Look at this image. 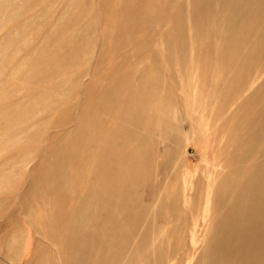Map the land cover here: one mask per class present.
<instances>
[{
    "label": "rangeland",
    "instance_id": "obj_1",
    "mask_svg": "<svg viewBox=\"0 0 264 264\" xmlns=\"http://www.w3.org/2000/svg\"><path fill=\"white\" fill-rule=\"evenodd\" d=\"M20 1L0 26V264H251L228 235L264 248L260 34L223 55L184 8L170 53L120 0Z\"/></svg>",
    "mask_w": 264,
    "mask_h": 264
},
{
    "label": "bare ground",
    "instance_id": "obj_2",
    "mask_svg": "<svg viewBox=\"0 0 264 264\" xmlns=\"http://www.w3.org/2000/svg\"><path fill=\"white\" fill-rule=\"evenodd\" d=\"M119 3L117 8L122 16L121 21L125 23V29L135 32L138 26L146 22H156L158 27H167L168 31L163 42L166 51L170 53L176 49L175 41H179V44H181L180 10L184 8L187 9V17L191 25L201 29V25L206 23L207 28H204L203 31L210 35H218L222 47L224 46L223 55L243 36L259 33L260 37L264 39V22L257 23L259 19L264 21V0H190V2L168 0L166 3L160 0H120ZM21 4L20 0H0V26L19 16L18 13L22 10ZM255 24H258L256 32ZM18 34L20 33H17L16 36ZM10 38L12 36L10 37L7 34L3 41H8ZM261 194L260 192L259 195L261 196ZM254 209L255 212L262 210L259 206H254ZM231 231L233 233H229L231 235H228V237L232 241L229 247L232 258L239 260L252 252L248 256L254 255V257L251 256V260L254 261L250 263L255 264L256 260L261 259V256L263 257L264 253H261L263 247H260L255 254L252 247L249 250L250 246L248 247L246 243H243L245 231L239 235L235 234L233 230ZM261 245H264V241L261 242ZM224 264H227V262H224Z\"/></svg>",
    "mask_w": 264,
    "mask_h": 264
}]
</instances>
